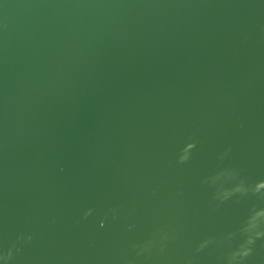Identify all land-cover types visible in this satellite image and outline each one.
<instances>
[{
  "label": "water",
  "instance_id": "1",
  "mask_svg": "<svg viewBox=\"0 0 264 264\" xmlns=\"http://www.w3.org/2000/svg\"><path fill=\"white\" fill-rule=\"evenodd\" d=\"M0 264H264V0H0Z\"/></svg>",
  "mask_w": 264,
  "mask_h": 264
}]
</instances>
